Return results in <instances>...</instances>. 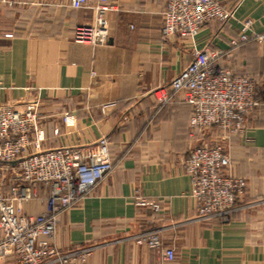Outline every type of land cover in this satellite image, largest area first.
Here are the masks:
<instances>
[{
  "label": "crops",
  "instance_id": "0c3cea01",
  "mask_svg": "<svg viewBox=\"0 0 264 264\" xmlns=\"http://www.w3.org/2000/svg\"><path fill=\"white\" fill-rule=\"evenodd\" d=\"M167 1L118 0L119 11L105 15L110 38L95 46L73 40L77 28L94 24L92 2L76 10L69 0H8L12 6L0 12V103L38 102L45 150L110 138L113 171L58 217L62 251L92 249L84 264H161L157 252L131 240L159 230L176 250L174 264H264V107L225 144L229 173L246 181L244 194L229 222H205L185 162L191 148L219 134L191 137L192 108L182 95L171 92L167 104L156 97L170 92L195 50L220 52L233 74L263 79L264 45L233 42L248 20V34L264 32V0H218L233 13L230 21L209 24L194 40L164 41ZM105 104H113L106 113ZM137 191L162 201L163 210L137 208ZM39 195L25 205L27 214L45 211L48 191L41 187ZM0 264L18 263L0 254Z\"/></svg>",
  "mask_w": 264,
  "mask_h": 264
},
{
  "label": "built area",
  "instance_id": "2783aa9c",
  "mask_svg": "<svg viewBox=\"0 0 264 264\" xmlns=\"http://www.w3.org/2000/svg\"><path fill=\"white\" fill-rule=\"evenodd\" d=\"M91 2L94 24L77 28L73 40L104 45L110 38L105 15L119 11L118 0H69L76 10ZM5 6L12 4L0 0V12ZM232 18L233 13L218 0H168L162 38L194 40L209 24ZM251 27L252 21L244 22L242 35L233 45L250 41L264 45V32L248 34ZM220 55L209 49L195 50L192 62L170 84V92L160 89L156 97L160 104H167L172 100L171 92L182 95L192 108L191 137L218 132L219 140L201 141L191 148L185 170L191 178L198 219L227 223L237 198L244 194L246 181L229 173L231 159L225 144L231 137L243 135L249 117L264 107V78L233 74ZM112 107L105 104L102 111ZM38 108L36 100L19 106L0 103V254L16 257L18 264H84L92 249L64 252L57 246L58 217L113 171L110 138L101 137L88 146L45 150ZM41 187L48 191L45 211L36 216L27 214L25 205L39 199ZM133 200L137 208L155 213L163 210L162 201L138 191ZM131 240L157 252L161 264L176 261V250L165 244L159 230L142 231Z\"/></svg>",
  "mask_w": 264,
  "mask_h": 264
}]
</instances>
